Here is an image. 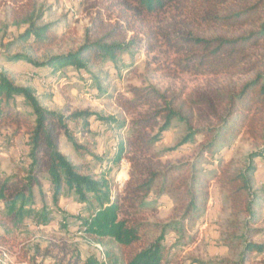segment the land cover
<instances>
[{
    "label": "trees",
    "instance_id": "trees-1",
    "mask_svg": "<svg viewBox=\"0 0 264 264\" xmlns=\"http://www.w3.org/2000/svg\"><path fill=\"white\" fill-rule=\"evenodd\" d=\"M117 1L136 17H159L178 9L197 24L158 33L150 30L146 40H126L115 35L117 29L102 31L101 22L92 20L83 43L73 51L41 60L20 53L9 60L43 70L49 81H57L66 69L91 75L94 68L105 64L118 68L122 55L133 59L162 38L177 54L173 64L178 73L202 77L234 73L241 79L223 89L211 87L197 93L188 109L180 103L181 95L170 88L130 87V97H121L118 102V115L103 116L86 110L70 113L48 109L33 88L17 85L1 71L0 127H7L12 138L26 133L23 167L14 175L0 174L3 216L14 229L28 220L36 226L47 225L52 210L44 203L45 184L54 205L62 195L74 194L82 205L78 221L83 235L94 243L106 241L127 251L125 264H170L164 245L166 233L183 234L185 224L197 219L208 205L203 161L228 139L244 134L255 143V150L242 166L229 161L221 167L214 181L227 195L233 216L232 238L239 249L237 259L228 264H264V213L260 214L264 192L255 190L253 180L254 160L264 158V0ZM26 9L19 7L14 17L15 25H25L26 29L8 48L17 45L40 51L54 47L58 40L54 23L38 25L34 10ZM91 81L96 90L104 92L98 76L91 75ZM90 118L115 131L114 152L99 173L87 161L98 159L75 135L77 130L89 129ZM173 122L185 126L180 145L199 136L202 143L190 160L165 165L153 162L151 149ZM63 139L75 161L63 153ZM123 160L130 163L129 178L118 189L109 176ZM152 192L170 194L174 199L173 221L162 225L146 219L145 215L154 211L148 202ZM110 263L118 264V259L111 258ZM84 264L101 263L89 258Z\"/></svg>",
    "mask_w": 264,
    "mask_h": 264
},
{
    "label": "rangeland",
    "instance_id": "rangeland-1",
    "mask_svg": "<svg viewBox=\"0 0 264 264\" xmlns=\"http://www.w3.org/2000/svg\"><path fill=\"white\" fill-rule=\"evenodd\" d=\"M22 6H27L26 10H34L36 24L54 23L53 29L58 37L54 47L40 51L18 48L17 45L8 48L26 29L25 25L14 23L15 13ZM185 13L172 9L159 17L140 18L128 9L123 10L117 0H0V72H7L19 86L33 88L40 102L57 112L86 110L103 116L118 115L119 100L130 97L128 89L144 85L154 86L159 91L175 90L181 95L180 103L188 109L197 93L206 92L211 87L223 89L241 78L234 73L206 77L178 73L173 64L177 54L162 38L155 41L149 51L141 50L133 59L122 55L118 68L110 64L94 68L91 75L98 76L103 93L93 87L88 73L66 69L63 78L49 81L44 73L39 74L38 71L42 70L21 61L9 60L20 53L41 60L73 51L83 43L85 30L91 27L92 20L101 22L102 31L117 29L115 35L125 36L126 40H146L150 30L158 33L183 24L193 28L197 23ZM89 125V129L77 130L75 135L98 159L97 162L91 158L87 161L94 172L99 173L114 152L115 131H108L94 118L89 119ZM70 127L73 129L72 125ZM184 133V124L173 122L160 142L151 149L152 161L165 165L192 159L203 139L199 136L194 142L180 145ZM11 138L12 132L7 127H0V174L3 176L19 173L24 165L26 133L22 131ZM62 141L63 153L75 161L71 147L64 139ZM254 147L255 143L248 136L239 134L219 145L205 158L201 169L209 184L208 205L197 219L185 224L183 234L173 230L166 233L164 245L170 264H228L237 259L239 249H236L235 238H232L230 204L225 191L215 183L214 175L229 161L236 167L242 166ZM254 163V188L263 193L264 158H258ZM129 170L127 160L113 168L109 178L118 189L128 180ZM44 193V203L52 210L51 221L47 225L36 226L28 220L14 229L3 216V204L0 203V264H84L89 258H95L101 264H111L110 259L114 257L118 264H125L127 251L119 250L106 241L94 243L83 235L78 221L82 205L74 194L62 195L54 205L45 184ZM148 202L154 209L145 215L148 221L163 225L175 219L176 204L170 194L159 196L152 192Z\"/></svg>",
    "mask_w": 264,
    "mask_h": 264
},
{
    "label": "crops",
    "instance_id": "crops-1",
    "mask_svg": "<svg viewBox=\"0 0 264 264\" xmlns=\"http://www.w3.org/2000/svg\"><path fill=\"white\" fill-rule=\"evenodd\" d=\"M36 70H40V69H36ZM67 70H68V69H67ZM71 70H72V69H71ZM38 72H39V74H43V73H44V74L46 75V72L43 71V70H42V71H38ZM40 72H41V73H40ZM2 204H3V203H2Z\"/></svg>",
    "mask_w": 264,
    "mask_h": 264
}]
</instances>
